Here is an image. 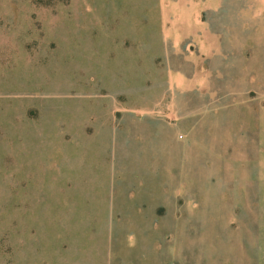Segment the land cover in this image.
<instances>
[{"label":"rangeland","instance_id":"rangeland-1","mask_svg":"<svg viewBox=\"0 0 264 264\" xmlns=\"http://www.w3.org/2000/svg\"><path fill=\"white\" fill-rule=\"evenodd\" d=\"M0 264H264V0H0Z\"/></svg>","mask_w":264,"mask_h":264}]
</instances>
